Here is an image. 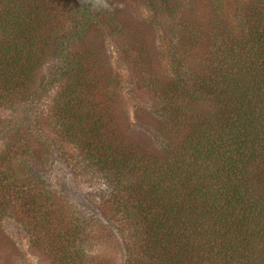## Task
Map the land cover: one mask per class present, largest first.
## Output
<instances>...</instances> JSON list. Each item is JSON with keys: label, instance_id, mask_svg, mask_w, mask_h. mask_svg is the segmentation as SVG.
<instances>
[{"label": "trees", "instance_id": "obj_1", "mask_svg": "<svg viewBox=\"0 0 264 264\" xmlns=\"http://www.w3.org/2000/svg\"><path fill=\"white\" fill-rule=\"evenodd\" d=\"M202 1L198 22L159 0L169 76L143 71L133 92L147 146L119 130V77L85 40L107 0H0V228L11 219L50 264H264V0ZM58 163L102 181L98 218L56 189Z\"/></svg>", "mask_w": 264, "mask_h": 264}, {"label": "rangeland", "instance_id": "obj_2", "mask_svg": "<svg viewBox=\"0 0 264 264\" xmlns=\"http://www.w3.org/2000/svg\"><path fill=\"white\" fill-rule=\"evenodd\" d=\"M158 6L159 0H107L105 15L101 17L102 22L93 21L85 37L87 43L92 45L100 65L108 73L119 77L121 94L116 97L115 102V120L119 130L132 141L147 146H155L157 143L154 119L149 115L146 102L144 104L138 93L133 92H137L141 85L147 84L144 82L143 71L150 70L149 72L163 79L169 76L168 72L164 73L166 71L164 41L168 38L165 27L168 26L157 12ZM182 9V20L184 17L192 16L200 22L203 18L202 0H183ZM158 21L163 22V27L159 26ZM54 46L55 43L51 42L48 49L49 57L36 74L37 82L53 72L52 68L56 61L53 54ZM135 50L139 51L137 54H140V62L135 59ZM131 53L132 56L129 57ZM143 82L145 84H142ZM45 104L46 100H43L41 105ZM64 149L68 154H75L71 147L65 146ZM72 171H66L60 163L56 165L50 174L52 177L59 176L53 182L56 189L63 190L68 204L81 211L84 217L98 218L99 213L94 206L104 196L102 181L96 180L90 173L86 176L77 175L75 178ZM8 212L4 214L5 218H8ZM2 233L12 241L0 240V264H19L20 261L24 264H50L42 248L33 244L30 234L16 227L11 219L3 221L0 238L3 237ZM117 252L116 259L120 260L122 249L113 250L111 253L114 255Z\"/></svg>", "mask_w": 264, "mask_h": 264}]
</instances>
